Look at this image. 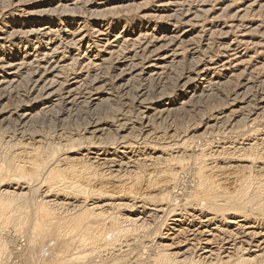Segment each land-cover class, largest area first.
<instances>
[{
  "label": "rangeland",
  "instance_id": "1",
  "mask_svg": "<svg viewBox=\"0 0 264 264\" xmlns=\"http://www.w3.org/2000/svg\"><path fill=\"white\" fill-rule=\"evenodd\" d=\"M253 1L0 0V264H264Z\"/></svg>",
  "mask_w": 264,
  "mask_h": 264
},
{
  "label": "bare ground",
  "instance_id": "2",
  "mask_svg": "<svg viewBox=\"0 0 264 264\" xmlns=\"http://www.w3.org/2000/svg\"><path fill=\"white\" fill-rule=\"evenodd\" d=\"M263 2V0H254L253 2H252V4H251V6H249L250 8H253V7H255V6H260L261 5V3ZM180 3V2H179ZM179 5V4H178ZM184 5V4H183ZM176 6V5H175ZM180 7H182L181 5H180ZM178 8V7H177ZM248 10V9H247ZM178 13V12H177ZM32 34V33H31ZM30 35V34H29ZM145 37V36H144ZM171 42V41H170ZM71 45V44H70ZM125 45V44H124ZM187 48V47H186ZM109 52V51H108ZM236 54V53H235ZM172 61V60H171ZM38 62V61H37ZM60 62V61H59ZM22 63V62H21ZM36 63V62H35ZM33 64V63H32ZM133 64V63H132ZM49 66V65H48ZM47 66V67H48ZM11 67H12V65H11ZM15 67V66H14ZM57 67V66H56ZM55 66L54 67H52L51 69H52V71H56L57 70V68H56ZM71 67H72V65H71ZM2 68V67H1ZM42 68V67H41ZM60 72V71H59ZM46 73V72H45ZM44 73V74H45ZM50 73V72H49ZM52 73V72H51ZM60 74V73H59ZM39 78V77H38ZM40 78H42V77H40ZM55 79V78H54ZM15 80V79H14ZM56 81V80H55ZM49 82H50V80H49ZM7 83V82H6ZM46 83V82H45ZM47 83H48V81H47ZM59 83V82H58ZM57 83V84H58ZM3 84V83H2ZM38 84V83H37ZM44 84V83H43ZM42 84V85H43ZM51 84H52V82H51ZM50 84V85H51ZM29 85V84H28ZM46 85V84H45ZM44 85V86H45ZM48 85V84H47ZM48 86V90L52 87V86ZM10 87V86H9ZM12 87V86H11ZM41 87H43V86H41ZM62 87V86H61ZM4 88V87H3ZM44 88V87H43ZM47 88V87H46ZM59 89H60V87H59ZM3 90V89H2ZM41 90V89H40ZM44 90V89H43ZM43 90H41L42 92H43ZM45 93V92H44ZM49 93V92H48ZM57 94V93H56ZM46 95V94H45ZM49 95H51V92H50V94ZM48 94H47V96H49ZM52 96V95H51ZM46 97V96H45ZM53 97H54V95H53ZM56 97V96H55ZM50 99V98H49ZM43 100V99H42ZM44 100H45V98H44Z\"/></svg>",
  "mask_w": 264,
  "mask_h": 264
}]
</instances>
